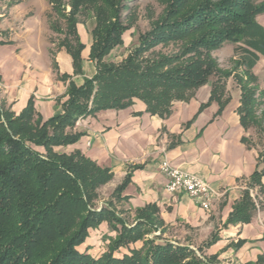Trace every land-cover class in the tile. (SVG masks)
Returning <instances> with one entry per match:
<instances>
[{
  "label": "trees",
  "instance_id": "trees-1",
  "mask_svg": "<svg viewBox=\"0 0 264 264\" xmlns=\"http://www.w3.org/2000/svg\"><path fill=\"white\" fill-rule=\"evenodd\" d=\"M48 1L64 20L59 45L70 54L74 73L81 71L83 48L76 31L78 16L93 17L89 59L95 62V72L80 85L68 83L62 112L49 119L42 120L35 112L32 98L17 115L0 104V264H213L215 258L204 248L216 242V230L197 250L169 239L157 241L163 230L153 205L137 209L132 223L116 209V203L125 199L122 193L131 172L99 204L98 190L111 180L110 169L77 150L66 153L54 147L78 140L81 133L68 128L79 117L124 108L134 99L142 101L148 112L164 116L173 101L189 99L210 78V99L221 108L227 100L222 97L225 81L232 76L240 89L237 112L242 126H258L255 111L260 101L264 103V91L258 88L252 67L259 54L264 56V27L257 21L264 1L165 0L164 14L118 63L105 57L123 42L127 25L121 11L127 0ZM50 27L59 30L56 21H50ZM169 40L181 41L179 51L142 57ZM224 42L237 43L233 50L238 58L231 70L220 68L210 53ZM262 175L264 148L258 151L249 185L264 190ZM263 206L260 203L259 208ZM256 210L246 189L225 224L247 223ZM102 221L115 232L107 236L106 250L98 257L80 252L76 247ZM156 231L158 235L149 237ZM138 241L141 247H133ZM244 264H264V253Z\"/></svg>",
  "mask_w": 264,
  "mask_h": 264
},
{
  "label": "crops",
  "instance_id": "crops-1",
  "mask_svg": "<svg viewBox=\"0 0 264 264\" xmlns=\"http://www.w3.org/2000/svg\"><path fill=\"white\" fill-rule=\"evenodd\" d=\"M50 21H56L59 30L52 29ZM257 21L264 27V13L257 15ZM64 27L48 0H0V104L5 109L17 115L32 98L35 112L42 120L49 119L62 112L68 83L80 85L94 74L95 62L89 59L93 17L79 15L76 22L83 44L79 73H74L70 54L59 45ZM226 44L232 50L237 43ZM263 69L264 56L259 54L252 72L258 88L264 90ZM212 80L196 88L189 99L173 101L164 116L148 112L142 101L134 99L124 108L79 117L68 128L81 133L78 140L54 150H77L110 169L112 178L101 188L113 189L131 172L122 193L125 199L119 201L131 218L137 209L153 205L163 234L176 233L181 243L197 247L216 230L218 239L204 248L206 255L217 264L254 262L264 253V206L259 208L264 190L249 185L259 149L249 141L250 128L240 122L236 82L226 79L222 97L227 100L220 108L210 99ZM164 159L209 184L214 191L209 208L200 207L185 193L166 190L167 178L159 169ZM246 189L256 212L247 223L225 224ZM92 230L99 234L96 238L113 235L106 221ZM89 243L93 244L86 238L83 246Z\"/></svg>",
  "mask_w": 264,
  "mask_h": 264
},
{
  "label": "rangeland",
  "instance_id": "rangeland-1",
  "mask_svg": "<svg viewBox=\"0 0 264 264\" xmlns=\"http://www.w3.org/2000/svg\"><path fill=\"white\" fill-rule=\"evenodd\" d=\"M67 1V0H64ZM189 0H187L188 3ZM194 0H192L193 2ZM264 1V0H261ZM191 2V4H192ZM254 2H259L258 0H254ZM165 0H127L125 2V7L121 11V20L125 25H127V29L122 35L123 42L120 45H117L114 47L105 57V60L118 63L122 61L128 53L138 45V36L149 30L154 22L159 20L161 16L164 14L165 11ZM187 4L185 7L189 6ZM264 13L262 11L260 14ZM85 17H92L91 14H80V16ZM228 42H224L221 46L212 49L211 50V56L216 60L218 66L222 69L231 70L234 67L235 60L238 58L237 55H234V50L229 48V44H226ZM181 46L180 40H169L166 43H160L157 44L155 47H153L151 50L145 52L142 57H149L152 56V53H161V54H172L177 51H179ZM229 46V47H228ZM238 71H241L238 69ZM231 79L234 80V78L231 76ZM263 90V89H261ZM264 91V90H263ZM261 98H264L261 97ZM256 121L258 126H254L250 128V134L248 135L249 141L251 144L256 145L258 149L264 148V103H261L257 105L256 111H255ZM119 184V183H118ZM117 184V185H118ZM114 189V188H113ZM113 189L109 188H100L98 190L99 192V204L105 203L108 198H110V194ZM120 202L116 203V209L119 212V215L123 217L127 223H132L134 220V217H130L124 212V208L119 206ZM97 228V227H96ZM93 228V229H96ZM113 235H115V232L113 230H110ZM158 231L152 233L149 235V237H153V235H158ZM99 235L97 232H93L92 229H90V232L87 239L89 238V242L91 241L93 244H88L87 246H83L82 242L79 244L76 248L80 252H87L93 257H98L101 253H103L108 245V242L105 240H108L107 236H100V238H96V236ZM175 236V237H173ZM94 237V238H93ZM104 237V238H103ZM157 237V236H156ZM157 241H160L162 239H169L173 242L181 243V240H178L176 233H164L161 236H158ZM85 238V240H86ZM84 240V241H85ZM98 241V242H97ZM185 244V243H181ZM142 245V241H138L135 244H133V247L139 248ZM194 250L196 249V246H191ZM209 256V255H208ZM213 264H217L215 261Z\"/></svg>",
  "mask_w": 264,
  "mask_h": 264
},
{
  "label": "built area",
  "instance_id": "built-area-1",
  "mask_svg": "<svg viewBox=\"0 0 264 264\" xmlns=\"http://www.w3.org/2000/svg\"><path fill=\"white\" fill-rule=\"evenodd\" d=\"M159 169L167 178L165 188L170 194L185 193L192 197L200 207L204 209L210 207L214 191L198 175L174 166L166 159L161 161Z\"/></svg>",
  "mask_w": 264,
  "mask_h": 264
}]
</instances>
